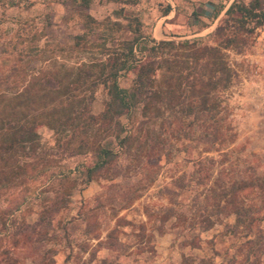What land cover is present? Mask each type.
Segmentation results:
<instances>
[{"label":"trees","instance_id":"trees-1","mask_svg":"<svg viewBox=\"0 0 264 264\" xmlns=\"http://www.w3.org/2000/svg\"><path fill=\"white\" fill-rule=\"evenodd\" d=\"M263 5L261 0L231 3L225 18L208 34L213 45L198 39L155 40L139 29L120 40L118 29L111 27L93 42L102 24L86 14L83 33L71 45L48 43L55 49L47 53L33 42L13 51L12 59H30L0 70V264H24L27 259L30 264H55V250L47 245L55 238L53 222L65 208L69 190L47 195L54 182L74 179L86 187L98 177L112 180L120 156L134 163L127 168L140 173L147 188L162 159L169 163L179 152L186 154L184 161L194 167L191 181L212 196V208L202 222L212 221L202 230L211 228L212 218L233 205L231 194L263 190L264 176L258 174L227 185L230 176L245 172L231 159L237 131L228 96L237 74L227 52L242 53L247 36L264 25ZM83 6L87 9L89 1L83 0ZM252 21L255 26L247 28ZM93 48L100 50L98 57L78 59L73 65L59 61L65 53ZM125 73L133 78L128 88H121L118 78ZM99 88L104 92L103 109L95 115L91 104ZM41 126L53 132L54 154L40 151ZM87 154L89 159L73 169L55 171L58 159ZM185 177L183 173L176 180L180 190L189 186ZM34 198L41 202L36 218L18 216ZM251 212L239 202L231 211L235 225L245 223ZM249 218L247 226L255 220ZM115 232L113 228L108 237ZM72 256L71 251L63 264ZM79 264L97 263L89 258ZM182 264L189 263L185 259Z\"/></svg>","mask_w":264,"mask_h":264},{"label":"rangeland","instance_id":"rangeland-1","mask_svg":"<svg viewBox=\"0 0 264 264\" xmlns=\"http://www.w3.org/2000/svg\"><path fill=\"white\" fill-rule=\"evenodd\" d=\"M88 1L86 9L83 0H0V70L26 63L30 59L27 55L20 62L12 59L11 53L33 42L47 53L55 49L48 43L71 45L74 37L83 33L81 21L86 14L102 24L91 38L93 42L97 35H103L102 30L111 27L118 29L120 40L139 29L143 36L157 40L178 41L179 37L187 36V39L213 45L208 34L225 18L228 6L253 0ZM167 9L176 12V17L169 14L164 18ZM114 23L119 27L112 26ZM254 26L252 21L247 28ZM247 37L242 53L227 52L237 74L228 96L237 131L231 159L238 171H245L230 176L227 185L249 175L264 176V25ZM26 53L28 51L24 50L23 54ZM99 53L97 48L88 53H65L59 61L73 65L78 59L98 57ZM132 78L131 73L121 74L119 86L128 88ZM103 98L104 92L99 88L91 104L93 114L102 111ZM37 133L40 151L54 154L53 132L41 126ZM176 146L181 147L179 143ZM210 155L216 156L215 153ZM89 157L87 154L58 159L55 171L73 169ZM185 157L186 154L179 152L169 163L162 159L155 179L147 188H143L142 175L127 168L134 163L125 156L116 161V176L112 180L98 177L86 187L80 181L74 183L73 178L62 183L55 181L47 195L69 190L65 208L53 222L55 238L47 245L55 250V264H63L71 251L73 256L67 264H79L89 258L97 264L102 260L105 264H182L185 259L189 264H264V189L231 194L233 205L228 206L223 215L212 218L215 220L211 228L202 230L212 221L202 222L212 208V196L191 181L189 175L194 167L184 161ZM183 173L186 175L184 183L189 186L180 190L176 180ZM208 186H212L211 182ZM239 202L250 207L252 215L247 216L245 223L235 225L231 211L239 207ZM40 203L37 198L30 200L18 216L35 219ZM251 216L255 220L247 226ZM113 228L116 232L108 237ZM85 245L88 249L84 253L81 249ZM24 264H30V259Z\"/></svg>","mask_w":264,"mask_h":264},{"label":"crops","instance_id":"crops-1","mask_svg":"<svg viewBox=\"0 0 264 264\" xmlns=\"http://www.w3.org/2000/svg\"><path fill=\"white\" fill-rule=\"evenodd\" d=\"M169 14H172L173 17H176V12L170 10L169 13L164 16V18H166V16H168ZM203 29H206V28H203ZM203 31H205V30H203ZM185 38L187 39L188 37L187 36H184V37H179L178 39H185ZM155 40H157V39H155Z\"/></svg>","mask_w":264,"mask_h":264}]
</instances>
